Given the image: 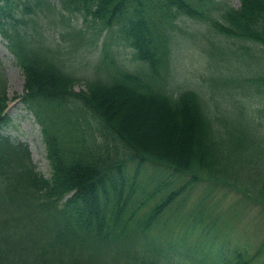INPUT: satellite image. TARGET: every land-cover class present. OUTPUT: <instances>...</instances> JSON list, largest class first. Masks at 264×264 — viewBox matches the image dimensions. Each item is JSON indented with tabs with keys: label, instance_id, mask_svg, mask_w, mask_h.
<instances>
[{
	"label": "trees",
	"instance_id": "1",
	"mask_svg": "<svg viewBox=\"0 0 264 264\" xmlns=\"http://www.w3.org/2000/svg\"><path fill=\"white\" fill-rule=\"evenodd\" d=\"M56 1L0 0V38L23 74L20 97L41 124L50 167L45 177L26 144L0 134V264H264V118L251 109L264 73L243 78L251 94L204 93L174 74L186 18L238 41L247 64L264 62L243 44L264 51V0ZM34 6L52 8L46 21L64 25L90 17L97 36L114 34L139 65L126 64L106 36L91 62L96 75H75L71 53L44 34L51 26L23 17ZM71 31L83 40L82 27ZM7 99L0 76V127ZM128 162L152 170L153 189H125ZM157 169L177 177L157 179ZM196 186L204 192L177 216L176 200L186 204ZM165 223L181 239L158 236Z\"/></svg>",
	"mask_w": 264,
	"mask_h": 264
},
{
	"label": "rangeland",
	"instance_id": "2",
	"mask_svg": "<svg viewBox=\"0 0 264 264\" xmlns=\"http://www.w3.org/2000/svg\"><path fill=\"white\" fill-rule=\"evenodd\" d=\"M49 1L58 6L56 0ZM225 1L238 6V0ZM43 11L47 16L53 17L51 16L52 8L45 7ZM44 13L41 7L34 6V11L26 13L23 17L29 16L36 20L39 25L51 26L45 27L44 34L49 40L59 42L63 46L64 51L67 50L71 53L68 56L71 58L72 63L70 70L75 75L90 77L96 75L95 70L91 67V62L95 59L94 55L101 48L102 40L106 36L113 37L110 48H116L126 64L132 67L139 65L132 58V50L126 47L122 41L116 39L114 34H110L108 30H102L100 35L97 36L98 26L93 24L90 17L85 21L84 15L76 14L64 25L52 19L46 21ZM180 25L182 30L177 31L178 34L175 35L176 40L174 43V74L177 76L179 83L186 84L204 93L209 92V89L227 94L238 90L243 91L245 94L254 93L253 89L248 88V90H245L243 78L248 79L255 72L257 73V71L264 73V62H259L258 64L251 62L247 64L246 60L249 61L250 58L245 54L238 41L217 36L190 18L184 19ZM72 27L76 29L82 27L85 30V36L81 42L71 34ZM5 43V40L0 39V76L4 79L7 91L8 101L4 112L9 120L8 124L0 128V131L8 135L15 143L22 142L27 144L36 169L45 176H49L50 167L46 158L45 144L42 140L41 124L37 121L33 112L29 111L20 99L19 94L23 92V74L14 62V57L6 48ZM243 44L252 47L253 50L255 49L254 52L259 54L261 59H264V51L260 45H256L253 42H245ZM251 60L253 59L251 58ZM231 80H236V82H232ZM82 86V82H79L75 88L78 89ZM254 86L262 88L258 85ZM252 100L251 109L253 113L264 118V93L252 95ZM139 120V118H136L131 123L132 129L137 126ZM90 123L91 130L96 135L97 141L101 142L103 138L95 128V121L90 119ZM155 125L152 124L151 127H157ZM151 132H153L152 129ZM164 136L165 133L160 134L158 138H163ZM149 171L140 169L136 172L135 164L128 162L124 169L125 189H128L132 185V188H135L136 195L143 187L153 189L154 186L146 183L148 179L154 178V175ZM156 174L158 175L157 179L174 180L177 177L176 174L169 170L157 169ZM179 181L180 179L174 182L173 185H177ZM147 185L149 186L147 187ZM191 190H189L191 192L186 204L185 201L180 203L176 200L175 204L178 207L177 214L179 213L177 216L185 215L191 208L190 205L204 192L201 186H196ZM164 192L157 195L156 199H159ZM230 198L231 194H227L223 199L226 201L223 203V206H225ZM152 202L153 200H150V203ZM165 218V216L162 217V219ZM175 229L176 226L173 224L171 226L166 224L164 230L170 233H165L164 237L166 239H175Z\"/></svg>",
	"mask_w": 264,
	"mask_h": 264
}]
</instances>
